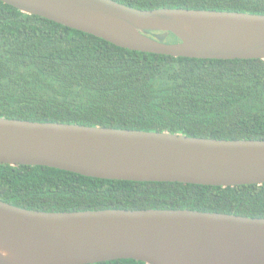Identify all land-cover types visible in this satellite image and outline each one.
<instances>
[{
    "label": "water",
    "instance_id": "95a60500",
    "mask_svg": "<svg viewBox=\"0 0 264 264\" xmlns=\"http://www.w3.org/2000/svg\"><path fill=\"white\" fill-rule=\"evenodd\" d=\"M117 46L175 57L263 59L264 13L116 0H2ZM148 32H159L156 37ZM169 33L179 37L166 42ZM0 163L214 186L264 183V139H225L0 116ZM264 264V217L196 209L44 211L0 200V264Z\"/></svg>",
    "mask_w": 264,
    "mask_h": 264
},
{
    "label": "trees",
    "instance_id": "16d2710c",
    "mask_svg": "<svg viewBox=\"0 0 264 264\" xmlns=\"http://www.w3.org/2000/svg\"><path fill=\"white\" fill-rule=\"evenodd\" d=\"M116 1L141 9L264 13V0ZM179 40L174 33L165 38ZM0 116L264 139V60L135 51L0 0ZM0 200L44 211L184 208L264 217V183L106 179L43 165L0 163Z\"/></svg>",
    "mask_w": 264,
    "mask_h": 264
}]
</instances>
